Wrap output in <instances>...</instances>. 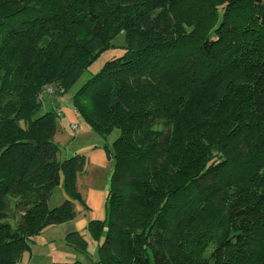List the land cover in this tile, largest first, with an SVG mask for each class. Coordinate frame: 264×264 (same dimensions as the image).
Returning a JSON list of instances; mask_svg holds the SVG:
<instances>
[{"label":"trees","instance_id":"trees-1","mask_svg":"<svg viewBox=\"0 0 264 264\" xmlns=\"http://www.w3.org/2000/svg\"><path fill=\"white\" fill-rule=\"evenodd\" d=\"M121 33L72 98L100 137L119 130L94 263L264 264V0H0V264L75 217L87 159H58L43 94ZM61 171L69 198L50 207Z\"/></svg>","mask_w":264,"mask_h":264},{"label":"rangeland","instance_id":"rangeland-1","mask_svg":"<svg viewBox=\"0 0 264 264\" xmlns=\"http://www.w3.org/2000/svg\"><path fill=\"white\" fill-rule=\"evenodd\" d=\"M118 47L105 50L100 54L90 67L78 78V80L62 94V91H44L43 110L52 109L53 106L62 107L65 111L74 112L73 94L79 89L90 77L101 70L105 62L117 57L123 53L120 47L124 44L125 36L121 33L113 40ZM62 110L59 109V112ZM78 116V115H77ZM67 119L60 116L57 119L58 131L55 135V141L59 145L58 159L64 160L75 153L84 154L87 159L88 173L86 176L79 178L78 188L81 192L82 201H78L77 213L73 218L76 224V230L80 231L89 241L88 251L82 253L69 245L65 239L59 224L46 227L42 232L33 237L31 247L25 254L29 255L27 264H56L59 262L81 260L85 264H95L97 258L99 241L103 234L98 235L88 229V224L92 219H105L106 208L105 199L109 187V179L115 165V159L112 155L113 141L118 137L119 130L116 129L106 139L100 137L91 130L82 119ZM71 121L80 125V130L76 133L71 126ZM74 125V124H73ZM99 149L100 156L97 157L96 151ZM61 182L57 184L50 198V206L55 207L63 202L64 190L62 185L63 173H60ZM214 245L212 242L211 244ZM210 247V251H211ZM26 263V261L24 262ZM22 263V264H24Z\"/></svg>","mask_w":264,"mask_h":264},{"label":"crops","instance_id":"crops-1","mask_svg":"<svg viewBox=\"0 0 264 264\" xmlns=\"http://www.w3.org/2000/svg\"><path fill=\"white\" fill-rule=\"evenodd\" d=\"M58 107H59V106H58ZM60 108H61V110H62V112H63V116L65 115V117H66L67 119L72 118L74 121L77 120V117H78V116H77V113H76V112H74L73 110H71V111H65L62 107H60ZM72 119H71V120H72ZM73 124H77V123L71 121V126H72ZM77 125H78V128L75 129V130H76V133L80 130V125H79V124H77ZM93 151H96V153L98 154L97 157L100 156L99 149H97V148H93ZM87 173H88V169H87V165H86V168H85V172H84V174H79V176H78V179H77V188H78V180H79V178H82V177L86 176ZM63 190H64V188H63ZM78 191L80 192L79 188H78ZM80 195H81V192H80ZM63 198H64V199H63V202L69 198L68 195H67V193L65 192V190H64V197H63ZM49 202H50V200H49ZM63 202H62V203H63ZM62 203H61V204H62ZM61 204H60V205H61ZM49 205H50V203H49ZM57 206H59V205H57ZM50 207H51V206H50ZM77 207H78V201H76V203H75V210H76V213H77ZM101 220H102V219H101ZM59 226H60L61 229L63 230L62 232L65 233V234H67V233H69V232H71V231H76V224H75V222H74L73 219H72V220L65 221V222H62V223L59 224ZM25 253H26V252H24V253L22 254V257H21L20 261L18 262V264H22V263H24L25 261H26V263H24V264H27V262H29V255H28V254H25Z\"/></svg>","mask_w":264,"mask_h":264},{"label":"built area","instance_id":"built-area-1","mask_svg":"<svg viewBox=\"0 0 264 264\" xmlns=\"http://www.w3.org/2000/svg\"><path fill=\"white\" fill-rule=\"evenodd\" d=\"M48 90H52L51 88H49ZM59 111V110H58ZM60 113H61V111H60ZM73 126V128L74 129H77L78 128V125L77 124H74V125H72Z\"/></svg>","mask_w":264,"mask_h":264}]
</instances>
